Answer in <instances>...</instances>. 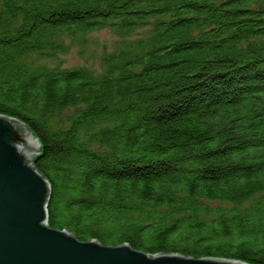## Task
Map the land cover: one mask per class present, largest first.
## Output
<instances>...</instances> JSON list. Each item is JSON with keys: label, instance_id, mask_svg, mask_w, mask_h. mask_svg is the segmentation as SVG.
<instances>
[{"label": "trees", "instance_id": "trees-1", "mask_svg": "<svg viewBox=\"0 0 264 264\" xmlns=\"http://www.w3.org/2000/svg\"><path fill=\"white\" fill-rule=\"evenodd\" d=\"M0 114L39 141L49 227L264 264V0H0Z\"/></svg>", "mask_w": 264, "mask_h": 264}, {"label": "water", "instance_id": "water-1", "mask_svg": "<svg viewBox=\"0 0 264 264\" xmlns=\"http://www.w3.org/2000/svg\"><path fill=\"white\" fill-rule=\"evenodd\" d=\"M39 141L26 124L0 114V264H250L222 257L149 254L79 240L47 224L49 183L32 165Z\"/></svg>", "mask_w": 264, "mask_h": 264}, {"label": "rangeland", "instance_id": "rangeland-1", "mask_svg": "<svg viewBox=\"0 0 264 264\" xmlns=\"http://www.w3.org/2000/svg\"><path fill=\"white\" fill-rule=\"evenodd\" d=\"M115 36L107 29L94 31L89 34L84 46H74L67 54L61 56L64 66H73L82 63L97 65L98 56L104 48H109Z\"/></svg>", "mask_w": 264, "mask_h": 264}]
</instances>
